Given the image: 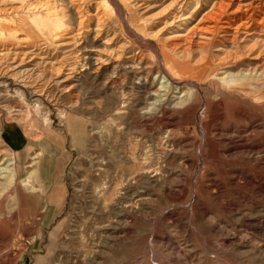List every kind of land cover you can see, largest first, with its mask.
<instances>
[{
	"label": "rangeland",
	"instance_id": "rangeland-1",
	"mask_svg": "<svg viewBox=\"0 0 264 264\" xmlns=\"http://www.w3.org/2000/svg\"><path fill=\"white\" fill-rule=\"evenodd\" d=\"M174 1L0 0V264H264V77Z\"/></svg>",
	"mask_w": 264,
	"mask_h": 264
},
{
	"label": "bare ground",
	"instance_id": "bare-ground-1",
	"mask_svg": "<svg viewBox=\"0 0 264 264\" xmlns=\"http://www.w3.org/2000/svg\"><path fill=\"white\" fill-rule=\"evenodd\" d=\"M199 2H200L199 0H196L195 8L190 12V14L188 16L186 15L185 18H189L190 15H192L195 11H197V9L199 7ZM205 2L208 3V4L211 3V7L209 8V10H207L206 12L203 13V15L201 16V18L199 19V21H198V23L196 25H193L192 27L188 28V30L186 32V35H185V37L183 39V44L179 43L178 44L179 47L175 46L177 48L174 47L173 51H179L180 54L187 55V54H190L191 50L195 49L194 47H196V49L201 51V58H200L199 62L201 63V65L204 66L202 72L204 74H210L211 75V73L214 70H217L218 68H220L222 66V58L212 59V57H209L208 54H207L208 51H206V47L208 46L207 45L208 43H210L212 40H214L216 37L219 36V37H222L224 39L230 40L233 45L236 44V49L241 51V53H239V54L237 53L236 54L237 57L235 58V60L236 59H239V60L242 59V58H240L242 55H245L246 57H248V60L245 61L248 64L247 65L245 64V65L248 67V69L252 70L249 73L247 72L246 75L248 76V78L254 77L253 75H256V74L264 77V38L260 37V35H264V0H205ZM189 3H190L189 0H176V2L174 1L172 4L169 3L170 6L168 7V9H166V12L168 10L170 18H172L173 20L177 19V21H179L178 19H181V17L183 16L182 12L185 9H187V7L189 6ZM46 8H49V7H46ZM76 12L79 15L78 16V22H77L78 29L76 30V32H71V33L68 32L69 33L68 34V41H70V42H67V43L68 44L71 43L70 45H72V46H70V47H73V49L70 48V49H72V51H70L69 48L67 49L70 52V54L74 53V51H73L74 49H76L77 47H80L81 41L84 40L83 37L86 36V35L83 36L82 30L84 29V27L86 25V22L88 21V15H87V13H84L85 12V7L83 6V4H80L79 7L76 8ZM32 13H34V12H32ZM27 17H29V16H27ZM57 18H59V17H57ZM60 18H61V16H60ZM101 19L102 18H100V17L98 18L97 25H101L102 26ZM58 20H60V19H58ZM71 21H73V20H71ZM27 22H28V20H27ZM254 23H257L258 25H253ZM103 24H105V23H103ZM36 25H43V23L36 22ZM47 25H49V24H47ZM83 25H84V27H83ZM171 25H172V21H171ZM163 26H165V25H163ZM81 27H83V29ZM162 27H161V30H163V28H164V27L163 28ZM251 29L260 31L259 32L260 34H258V36H257V41H253V43L251 42L252 36H249V34H248L249 33L248 31L251 30ZM43 30H45V29H43ZM97 30H99V29L97 28ZM159 30H160V28H159ZM100 31H98V32H100ZM254 32H256V31H254ZM8 35H9V37H11V33H9ZM8 35H7V37H8ZM53 35H54V37H57V35H55V34H53ZM97 35H99V34H97ZM64 36H63V38H64ZM94 37H95V35H94ZM96 38H97V36H96ZM41 39H43V38H41ZM111 40H112V38H111ZM41 43H43V42H41ZM67 43L65 42L64 44L63 43L60 44V42H59V45H67ZM55 44L58 45V43H55ZM33 47H34L33 51L28 52V54L31 53V54H43V55H46V53L48 51L47 47L46 48L35 47V46H33ZM119 48L121 49L120 45H119ZM14 49L15 48L12 49L10 47L9 48L8 47H4V48L0 49L1 50V52H0V60H2L4 58L5 54H9V52L12 53V51ZM83 49H85V48H83ZM78 53H81V50ZM230 53H232V52H230ZM13 54H15V56H14V59H15V58L18 57V54H23V53H22V51L16 49V51ZM227 54H229V53H227ZM24 55H26V54L24 53ZM233 55H234V52H233ZM119 56L120 55H117L116 57L118 58ZM104 57L102 58V61H99L98 63H100L102 65H105L106 63L111 61L109 59H104ZM227 58H229V57H227ZM231 58H232V56H231ZM118 59H119V62H120V58H118ZM121 59H122V57H121ZM131 59H136V58H135V56H132ZM239 60H236V61H239ZM76 61H77V59H76ZM82 61H81V63H82ZM83 62H86V61H83ZM98 68H99V66H98ZM212 77H214V76H212ZM244 84H246V83H244ZM252 84H254V83H252Z\"/></svg>",
	"mask_w": 264,
	"mask_h": 264
},
{
	"label": "crops",
	"instance_id": "crops-1",
	"mask_svg": "<svg viewBox=\"0 0 264 264\" xmlns=\"http://www.w3.org/2000/svg\"><path fill=\"white\" fill-rule=\"evenodd\" d=\"M6 128H8V130H10V131L11 130H18L13 125H6L5 128H3L2 132H5ZM7 144L10 145L11 148H13L17 152L23 151L26 148V145H25V142H24V138L18 139V142H16V144H13L11 142H7Z\"/></svg>",
	"mask_w": 264,
	"mask_h": 264
}]
</instances>
